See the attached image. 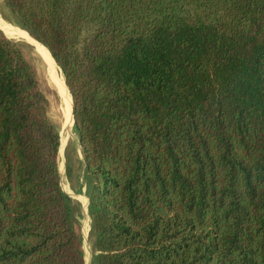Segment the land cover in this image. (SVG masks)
Returning <instances> with one entry per match:
<instances>
[{"label":"trees","instance_id":"trees-1","mask_svg":"<svg viewBox=\"0 0 264 264\" xmlns=\"http://www.w3.org/2000/svg\"><path fill=\"white\" fill-rule=\"evenodd\" d=\"M2 1L63 72L91 264H264V0ZM42 80L0 28V264H87Z\"/></svg>","mask_w":264,"mask_h":264},{"label":"rangeland","instance_id":"rangeland-1","mask_svg":"<svg viewBox=\"0 0 264 264\" xmlns=\"http://www.w3.org/2000/svg\"><path fill=\"white\" fill-rule=\"evenodd\" d=\"M0 20L2 22L7 21L8 23H10L11 26H13L12 28L15 30H18L20 32L24 31L21 28L23 30L22 31L20 29V26L16 24L17 21L16 15L10 10L9 7H7L3 3L2 0H0ZM18 42H20L26 47L27 51L30 53L33 62L37 64L39 72L43 78L42 80L43 88L47 90V94L50 99L49 116L59 126L61 131V139L63 137V140H61L62 147L59 152L60 171L62 174V185L63 188L73 198V203L75 207L74 214L76 221L79 223L80 233L82 235V248L84 250L85 260L87 264H91L93 252H94L93 251L94 235L92 232V220L88 210L89 197L87 196L85 163L83 161V155L80 147L79 137L74 129V126L72 128L71 124H70V131L68 132V134H66V130L68 129L65 130L64 128V114H63L64 109L62 107V89L60 88L61 85L54 78L51 79L52 76L50 74V71L48 72V67H47L48 64L46 65L47 63L46 58L40 52H38L40 54L39 55L33 47L27 45L22 41H18ZM40 56H42L43 59ZM56 72L58 78L61 77V74H63L62 70L60 71L57 70ZM62 79H63V75H62ZM65 97H66V93H65ZM66 102H67V98H66ZM68 162L72 166V172L70 174H68L67 172Z\"/></svg>","mask_w":264,"mask_h":264},{"label":"bare ground","instance_id":"bare-ground-1","mask_svg":"<svg viewBox=\"0 0 264 264\" xmlns=\"http://www.w3.org/2000/svg\"><path fill=\"white\" fill-rule=\"evenodd\" d=\"M5 22V23H4ZM4 22H2L1 20H0V26L7 32V34H9V35H12V36H18V37H20V38H23V39H25V40H27L28 42H30L34 47H35V49L38 51V52H40L41 54H43L44 55V57L46 58V65H47V67H48V72L50 71V74H51V79H55V80H57L58 81V83H60V88L62 89V107H63V114H64V128H65V130L66 129H68V130H66V134H68V132L70 131V124H71V120H72V118H71V113H70V111H69V109L67 108V105H66V97H65V90H64V82H63V79H62V74H61V77H59L58 78V76L56 75V71L58 70V68L56 67V65L50 60V58L48 57L49 55H47L45 52H44V50L42 49V45H41V43L40 42H37L35 39H33L26 31V34H25V32L23 33V32H20V31H18V30H15V29H13L12 27L13 26H11L10 25V23H8L7 21H4ZM3 26H5V27H3ZM33 40V41H32ZM38 44H40V45H38ZM40 55V54H39ZM51 55V54H50ZM53 58V57H52ZM43 59V58H42ZM54 59V58H53ZM54 61H55V59H54ZM56 62V61H55ZM53 81V80H52ZM65 84H66V82H65ZM68 91H69V89H68ZM70 99H71V97H70ZM72 103V102H71ZM72 116H73V111H72ZM73 122H74V119H73ZM72 126H73V124H72ZM62 140H63V137H62ZM62 145V144H61ZM62 147V146H61ZM61 149V148H60Z\"/></svg>","mask_w":264,"mask_h":264},{"label":"water","instance_id":"water-1","mask_svg":"<svg viewBox=\"0 0 264 264\" xmlns=\"http://www.w3.org/2000/svg\"><path fill=\"white\" fill-rule=\"evenodd\" d=\"M0 28L3 30V32L5 33V35L6 36H8L9 38H11V39H14V40H16V41H22V42H24V43H26L27 45H29V46H31V47H33L34 49H35V47L30 43V42H28L27 40H25V39H23V38H20V37H18V36H12V35H9V34H7V32L0 26ZM28 32V31H27ZM36 40V39H35ZM37 41V40H36ZM37 42H39V41H37ZM35 51L38 53V51L35 49ZM39 54V53H38ZM41 58H42V56H40ZM44 61V60H43ZM73 100V99H72ZM72 111H73V104H72ZM73 119H74V116H73ZM74 123V122H73ZM60 135H61V132H60ZM62 140V139H61ZM61 148V147H60ZM89 200V199H88ZM88 207H89V202H88ZM88 210H89V208H88Z\"/></svg>","mask_w":264,"mask_h":264}]
</instances>
